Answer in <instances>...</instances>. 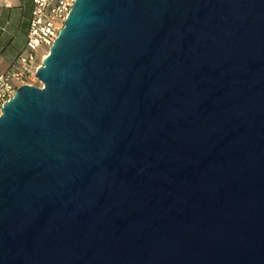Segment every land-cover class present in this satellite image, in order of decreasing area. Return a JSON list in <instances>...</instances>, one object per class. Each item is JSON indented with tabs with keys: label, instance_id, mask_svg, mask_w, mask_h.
<instances>
[{
	"label": "water",
	"instance_id": "1",
	"mask_svg": "<svg viewBox=\"0 0 264 264\" xmlns=\"http://www.w3.org/2000/svg\"><path fill=\"white\" fill-rule=\"evenodd\" d=\"M0 116V264H264V0H76Z\"/></svg>",
	"mask_w": 264,
	"mask_h": 264
},
{
	"label": "built area",
	"instance_id": "2",
	"mask_svg": "<svg viewBox=\"0 0 264 264\" xmlns=\"http://www.w3.org/2000/svg\"><path fill=\"white\" fill-rule=\"evenodd\" d=\"M76 0H32L33 10L29 22L25 48L9 68L0 73V116L4 104L25 85L34 86L36 73L45 55L49 54ZM4 29L0 27V38Z\"/></svg>",
	"mask_w": 264,
	"mask_h": 264
},
{
	"label": "rangeland",
	"instance_id": "3",
	"mask_svg": "<svg viewBox=\"0 0 264 264\" xmlns=\"http://www.w3.org/2000/svg\"><path fill=\"white\" fill-rule=\"evenodd\" d=\"M3 2V1H2ZM0 3V11L3 3ZM9 7H15L12 10V21L9 32L4 36V42L7 44L12 43V52L15 54L13 61L16 60L18 54L25 48L26 44V34L31 19V14L33 10V4L30 0H8ZM2 46H0L1 48ZM34 86H41L40 82L34 81Z\"/></svg>",
	"mask_w": 264,
	"mask_h": 264
},
{
	"label": "crops",
	"instance_id": "4",
	"mask_svg": "<svg viewBox=\"0 0 264 264\" xmlns=\"http://www.w3.org/2000/svg\"><path fill=\"white\" fill-rule=\"evenodd\" d=\"M3 1V2H2ZM22 1V0H20ZM32 2V0H30ZM3 3L1 11H0V27L4 29V32L0 38V73L6 71L11 63L13 62V59L15 57V54L12 52V43L7 44V42H4V36L7 32H9L12 21V10L16 9L15 7H9L8 0H0V3ZM33 4V3H32ZM11 6V5H10ZM33 6V5H32Z\"/></svg>",
	"mask_w": 264,
	"mask_h": 264
},
{
	"label": "bare ground",
	"instance_id": "5",
	"mask_svg": "<svg viewBox=\"0 0 264 264\" xmlns=\"http://www.w3.org/2000/svg\"><path fill=\"white\" fill-rule=\"evenodd\" d=\"M46 57H47V55H45V58H46ZM45 58H44V59H45ZM44 59H43V60H44Z\"/></svg>",
	"mask_w": 264,
	"mask_h": 264
}]
</instances>
